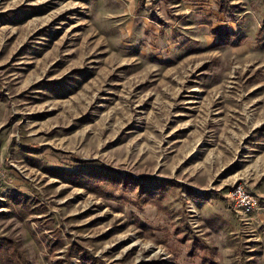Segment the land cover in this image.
<instances>
[{
  "label": "rangeland",
  "instance_id": "rangeland-1",
  "mask_svg": "<svg viewBox=\"0 0 264 264\" xmlns=\"http://www.w3.org/2000/svg\"><path fill=\"white\" fill-rule=\"evenodd\" d=\"M0 170V264H264V0H0Z\"/></svg>",
  "mask_w": 264,
  "mask_h": 264
},
{
  "label": "built area",
  "instance_id": "built-area-1",
  "mask_svg": "<svg viewBox=\"0 0 264 264\" xmlns=\"http://www.w3.org/2000/svg\"><path fill=\"white\" fill-rule=\"evenodd\" d=\"M3 173L0 170V182L2 180ZM232 207L242 212L243 214L250 213L256 208L255 198L250 194L249 190L243 183H237L233 185L227 193Z\"/></svg>",
  "mask_w": 264,
  "mask_h": 264
},
{
  "label": "crops",
  "instance_id": "crops-1",
  "mask_svg": "<svg viewBox=\"0 0 264 264\" xmlns=\"http://www.w3.org/2000/svg\"><path fill=\"white\" fill-rule=\"evenodd\" d=\"M212 263H213V264H219V262H217V261H214V260H213V261H211V264H212Z\"/></svg>",
  "mask_w": 264,
  "mask_h": 264
}]
</instances>
